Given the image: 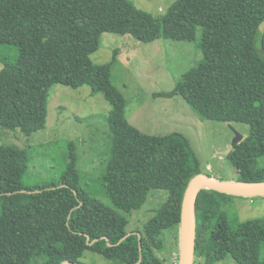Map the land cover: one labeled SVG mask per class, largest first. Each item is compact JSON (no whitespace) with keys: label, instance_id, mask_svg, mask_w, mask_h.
Returning a JSON list of instances; mask_svg holds the SVG:
<instances>
[{"label":"trees","instance_id":"obj_1","mask_svg":"<svg viewBox=\"0 0 264 264\" xmlns=\"http://www.w3.org/2000/svg\"><path fill=\"white\" fill-rule=\"evenodd\" d=\"M125 25L126 30L115 31ZM262 26L264 0H176L161 16L132 0H0V46L17 48L13 59L0 53V108L32 105L29 114L36 119L46 114L54 84L89 85L102 93L112 109L101 180L114 205L83 189L74 149L60 182L25 187L27 150L0 144V264H84L86 251L115 263L165 264L157 253L164 250L165 231L176 228L170 238L179 242L186 190L203 171L183 134L148 135L128 121L111 65L90 58L104 32H129L150 43L194 41L201 29L204 60L170 94L181 95L209 119L249 124L250 134L227 156L238 180L264 181V56L255 44ZM6 127L34 132L30 125L0 121V141ZM152 189L169 191L167 200L144 233L128 234L127 215L145 203ZM236 196L211 188L198 194L195 255L207 264L228 255L238 264H264V217H233L229 206Z\"/></svg>","mask_w":264,"mask_h":264},{"label":"rangeland","instance_id":"obj_2","mask_svg":"<svg viewBox=\"0 0 264 264\" xmlns=\"http://www.w3.org/2000/svg\"><path fill=\"white\" fill-rule=\"evenodd\" d=\"M176 0H132L140 9L154 16L164 15ZM119 28V29H118ZM126 30L127 26L115 31ZM201 29L194 41L159 38L145 43L128 33L104 32L100 47L91 54L96 64L111 65V79L126 100V118L142 133L165 136L181 133L188 138L204 173L219 180H238L239 174L227 156L236 133L247 137L250 125L243 122L212 120L202 115L181 95L170 94L184 74L204 60L200 47ZM7 58L17 56L16 46H0ZM2 64H0V68ZM169 93V94H168ZM32 105L0 108V121L13 125H30L33 133L23 128H7V136L0 144L26 149L29 169L22 183L35 187L60 182L70 164L71 152L76 154V167L81 186L89 194L114 207L105 195L101 177L110 152V130L107 117L112 109L102 93L92 92L89 85L73 88L54 84L50 89L46 114L36 118L29 114ZM73 143V147L71 144ZM264 164V158L260 159ZM169 191L152 189L145 203L129 213L128 234L144 233L146 223L167 200ZM231 215L244 221L264 217L263 196H236L229 206ZM165 231L164 250L158 255L165 264H180L181 235L174 242ZM84 264L115 263L98 253L86 251ZM194 264H207L204 256L195 255ZM214 264H238L231 255Z\"/></svg>","mask_w":264,"mask_h":264},{"label":"water","instance_id":"obj_3","mask_svg":"<svg viewBox=\"0 0 264 264\" xmlns=\"http://www.w3.org/2000/svg\"><path fill=\"white\" fill-rule=\"evenodd\" d=\"M263 31L264 26L260 27L257 31L255 44L259 52L264 56L263 46ZM244 136L236 133L233 141V147L240 143ZM228 152V154H229ZM211 188L218 191L234 194L237 196H263L264 197V181H242V180H219L207 173H200L194 176L186 190L183 202L182 221L180 227L181 235V250H180V264H194L196 252V235H197V211L196 203L197 197L201 189ZM63 264H72L65 262ZM79 264V263H74Z\"/></svg>","mask_w":264,"mask_h":264},{"label":"built area","instance_id":"obj_4","mask_svg":"<svg viewBox=\"0 0 264 264\" xmlns=\"http://www.w3.org/2000/svg\"><path fill=\"white\" fill-rule=\"evenodd\" d=\"M174 264H179L178 262H175Z\"/></svg>","mask_w":264,"mask_h":264}]
</instances>
